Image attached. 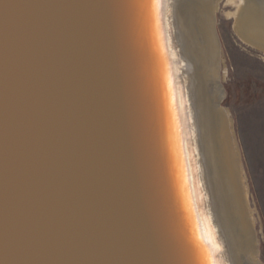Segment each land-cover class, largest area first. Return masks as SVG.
I'll use <instances>...</instances> for the list:
<instances>
[{
  "label": "water",
  "instance_id": "obj_1",
  "mask_svg": "<svg viewBox=\"0 0 264 264\" xmlns=\"http://www.w3.org/2000/svg\"><path fill=\"white\" fill-rule=\"evenodd\" d=\"M152 11L0 0V264H208Z\"/></svg>",
  "mask_w": 264,
  "mask_h": 264
},
{
  "label": "bare ground",
  "instance_id": "obj_2",
  "mask_svg": "<svg viewBox=\"0 0 264 264\" xmlns=\"http://www.w3.org/2000/svg\"><path fill=\"white\" fill-rule=\"evenodd\" d=\"M219 1L152 0L153 20L171 122L182 138V181L195 241L208 264H262L232 120L221 107ZM228 3L236 6L228 15L238 36L264 50V0Z\"/></svg>",
  "mask_w": 264,
  "mask_h": 264
},
{
  "label": "rangeland",
  "instance_id": "obj_3",
  "mask_svg": "<svg viewBox=\"0 0 264 264\" xmlns=\"http://www.w3.org/2000/svg\"><path fill=\"white\" fill-rule=\"evenodd\" d=\"M235 8L220 0L216 13L223 56L219 82L225 96L221 107L232 120L254 219L257 258L264 264V50L238 36L235 19L228 15Z\"/></svg>",
  "mask_w": 264,
  "mask_h": 264
},
{
  "label": "snow or ice",
  "instance_id": "obj_4",
  "mask_svg": "<svg viewBox=\"0 0 264 264\" xmlns=\"http://www.w3.org/2000/svg\"><path fill=\"white\" fill-rule=\"evenodd\" d=\"M157 2H159V0H157Z\"/></svg>",
  "mask_w": 264,
  "mask_h": 264
}]
</instances>
